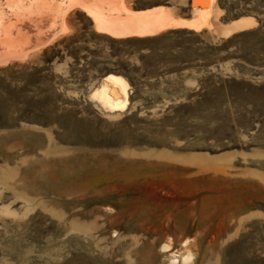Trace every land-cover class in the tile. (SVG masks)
<instances>
[{
  "label": "rangeland",
  "instance_id": "1",
  "mask_svg": "<svg viewBox=\"0 0 264 264\" xmlns=\"http://www.w3.org/2000/svg\"><path fill=\"white\" fill-rule=\"evenodd\" d=\"M50 1L0 0V264H264V0Z\"/></svg>",
  "mask_w": 264,
  "mask_h": 264
},
{
  "label": "bare ground",
  "instance_id": "2",
  "mask_svg": "<svg viewBox=\"0 0 264 264\" xmlns=\"http://www.w3.org/2000/svg\"><path fill=\"white\" fill-rule=\"evenodd\" d=\"M64 2H69L70 5H79L83 0H63ZM19 2V1H17ZM85 2V1H83ZM213 0H206V3L202 4L200 19L206 22V17L209 15L207 13L212 4ZM16 8L19 7V3ZM83 4V3H82ZM84 6V5H83ZM30 8L32 9H39L41 16L46 17L51 14H54L56 7H54L53 3L50 0H31ZM194 9H197L196 5L194 6ZM155 11H145V12H138L136 15L141 16H150L153 15ZM207 13V14H206ZM94 20L97 23V27L99 31H105L110 33L113 36L116 37H125V36H131V35H137V36H148L153 35L155 33L172 29V28H192L194 30H201L202 25L195 24L194 20H186V19H174L168 15L161 16L157 18L152 25H144L138 26L133 22H128L123 26V29L120 30L121 32L116 31H110L105 29L101 26V22L99 21L101 19V15L94 14ZM47 19V18H46ZM256 24L255 19L252 17L247 18H241L235 22H233V25H235L236 29H245L252 25ZM117 27V26H116ZM119 28V26H118ZM231 30L227 32V36L230 35ZM129 84L127 80L118 75L110 74L106 76L101 85L95 89L92 94L91 98L93 100H96L99 104H101L104 109H107L108 111L115 113V112H123L128 109L129 106ZM166 250L169 249V247H164ZM191 255H188L184 257L183 263L188 264L191 261ZM175 263V261L173 262Z\"/></svg>",
  "mask_w": 264,
  "mask_h": 264
}]
</instances>
